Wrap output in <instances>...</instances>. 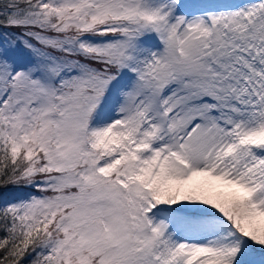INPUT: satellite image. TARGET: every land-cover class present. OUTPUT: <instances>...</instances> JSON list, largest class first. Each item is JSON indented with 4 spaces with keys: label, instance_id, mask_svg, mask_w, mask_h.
<instances>
[{
    "label": "snow or ice",
    "instance_id": "snow-or-ice-1",
    "mask_svg": "<svg viewBox=\"0 0 264 264\" xmlns=\"http://www.w3.org/2000/svg\"><path fill=\"white\" fill-rule=\"evenodd\" d=\"M0 264H264V0H0Z\"/></svg>",
    "mask_w": 264,
    "mask_h": 264
}]
</instances>
